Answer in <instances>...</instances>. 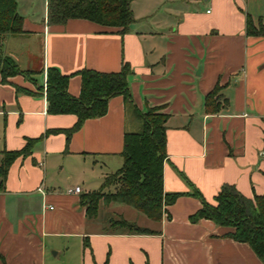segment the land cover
Masks as SVG:
<instances>
[{"label":"crops","instance_id":"crops-1","mask_svg":"<svg viewBox=\"0 0 264 264\" xmlns=\"http://www.w3.org/2000/svg\"><path fill=\"white\" fill-rule=\"evenodd\" d=\"M16 3L22 31L0 36V55L38 71L37 83L0 76V161L4 150L57 131L7 170L0 264H264L248 243L229 236L234 227L190 219L202 207L194 190L211 204L226 183L248 197L264 193V35L246 29L247 15L256 26L264 23V0H178L164 27L134 15L124 33L83 18L47 24L46 0L41 17L29 12V0ZM124 62L133 69V103L142 111L158 106L168 116L163 188L180 195L159 221L102 201L88 217L81 200L122 166L124 133L139 128L123 95L111 97L104 115L85 119L67 139L76 116L48 113L38 88L52 66L69 75L67 91L78 96L79 70L117 72ZM216 84L219 101H226L211 112L205 97ZM120 218L151 232L113 226Z\"/></svg>","mask_w":264,"mask_h":264},{"label":"trees","instance_id":"trees-1","mask_svg":"<svg viewBox=\"0 0 264 264\" xmlns=\"http://www.w3.org/2000/svg\"><path fill=\"white\" fill-rule=\"evenodd\" d=\"M133 0H46L45 21L47 24H61L69 18H83L107 27L120 28V33L129 29L134 21ZM248 34L264 35V23L256 26L247 15ZM22 31V16L17 11L16 0H0V36L18 34ZM41 72V71H40ZM38 71L21 69L9 57L0 55V76L2 81L16 74L37 83ZM81 78L80 92L73 96L67 91L69 75L62 74L55 67L45 70L46 111L48 113H72L76 116L74 124L65 130L66 138L77 130L85 119L104 115L108 101L116 95H123L133 117L138 121L137 130L124 133L123 164L114 173L108 175L102 188L85 193V213L88 217L98 213L102 202L125 203L153 220H161L167 212L166 206L173 203L180 193H168L163 188V164L167 157V114L158 106L140 110L131 100L128 77L133 74L130 64L124 62L120 71L101 72L92 69L78 71ZM42 90L43 83L38 85ZM222 87L219 84L206 94L207 110L218 112L226 100H220ZM57 130H47L44 134ZM43 134V135H44ZM42 135V136H43ZM27 138L20 149L4 150L0 161V188L7 170L18 156L30 154L35 142L40 139ZM114 185L113 190L104 191ZM193 195L202 200V207L190 216L192 221L206 218L218 225L234 227L229 236L237 241L248 243L264 263V193L248 197L234 184L226 183L216 195V204L205 201L201 193ZM168 217L170 215L168 214ZM113 226H119L130 233H150L124 218L114 220Z\"/></svg>","mask_w":264,"mask_h":264},{"label":"rangeland","instance_id":"rangeland-1","mask_svg":"<svg viewBox=\"0 0 264 264\" xmlns=\"http://www.w3.org/2000/svg\"><path fill=\"white\" fill-rule=\"evenodd\" d=\"M44 0H29V12L41 17ZM178 0L171 2V0H133L132 9L134 10L135 17L140 22H145L149 25H154L155 28H162L166 22V12L169 10L170 5H175ZM114 185L111 186L113 188ZM61 259L60 255L57 259Z\"/></svg>","mask_w":264,"mask_h":264},{"label":"built area","instance_id":"built-area-1","mask_svg":"<svg viewBox=\"0 0 264 264\" xmlns=\"http://www.w3.org/2000/svg\"><path fill=\"white\" fill-rule=\"evenodd\" d=\"M43 89H45V82H43ZM39 164H41V162H39ZM79 189H80L79 186H74V188H73V190L76 192H78ZM50 208H52V207L50 206Z\"/></svg>","mask_w":264,"mask_h":264}]
</instances>
